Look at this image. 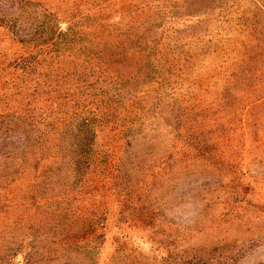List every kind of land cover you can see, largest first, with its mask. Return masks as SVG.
<instances>
[{
  "label": "trees",
  "instance_id": "trees-1",
  "mask_svg": "<svg viewBox=\"0 0 264 264\" xmlns=\"http://www.w3.org/2000/svg\"><path fill=\"white\" fill-rule=\"evenodd\" d=\"M138 1L89 0L94 13L88 22H71L37 10L30 0H0V26L20 47L0 70V264L47 262L56 254L53 245L94 262L105 236L100 220L107 210L96 202L101 183L120 176L119 162L136 144L148 143L140 156L154 160L136 166L143 182L171 190L192 175L229 172L219 186L210 181L202 191L203 213L220 207L199 232L211 241L194 243L168 264L218 257L228 243L231 210L246 201L264 206L256 190L264 189V179L252 171L253 150L264 155V129L250 115L264 104V93L257 94L264 87L263 64L256 65L264 60V0H157L153 7ZM178 9L205 19L200 41L209 39L200 51L216 52L210 36L222 24L212 15L236 20L237 34L246 38L238 48L234 42L219 49L233 56L216 77L213 102L181 90L198 54L160 44L163 20L169 15L175 21ZM259 15L261 24L254 21ZM155 143L162 146L151 147Z\"/></svg>",
  "mask_w": 264,
  "mask_h": 264
},
{
  "label": "rangeland",
  "instance_id": "rangeland-1",
  "mask_svg": "<svg viewBox=\"0 0 264 264\" xmlns=\"http://www.w3.org/2000/svg\"><path fill=\"white\" fill-rule=\"evenodd\" d=\"M30 1L34 3L33 6L37 7V10L71 22H88V18L94 13L90 8L91 4L88 3L89 0ZM155 3L157 0H139L137 5L153 7ZM182 13V9L175 12V21H172V18L167 14L168 16L163 20V22L165 21L163 29L165 38L161 40L160 44H163L164 48L188 50L198 54L196 62L194 60V72L185 77L181 90L183 93L185 90H190L197 95L198 99L200 98L199 100H203L207 104L213 102L216 94L218 95V86L213 87L216 77L222 72L226 62H231V56H233L231 53L229 57H226L227 54L219 53V49L225 51V48H231V44L234 42L238 48L246 38L242 34H237L240 26L236 27V20L227 23L225 18L217 19L212 15L213 22L222 24V27L218 26L217 29H214L216 27L213 26L214 33L210 36L217 44L216 52L207 53L204 49V51H200L203 44L209 39L206 36L204 41H200L201 30L204 28L202 26L206 23L205 19H202L201 16L186 17ZM254 19V21L258 20L260 24L263 21L260 15ZM232 26L235 28L231 29ZM19 49L20 47L14 41L10 30L5 26H0V70L7 68L10 54ZM256 65H262L260 68L264 69V60H259ZM8 71H11V68H8ZM241 85L240 81L237 87L241 88ZM263 93L264 87H260L257 94ZM227 98L232 97L228 95ZM261 101H264V98ZM250 112V115L261 120L264 129V104L253 108ZM105 144L104 140H100L101 149H105ZM149 146L148 143H145L144 147L136 144L133 149L124 152L119 162L120 171L118 172L120 176L124 177L121 179L117 175V177H113L116 179L109 180L110 183H101V195L96 198V202L101 201L103 208L107 210L104 219L100 220L105 236L97 254H94V262L85 258L82 253L79 254L77 251L71 250L65 254L61 252V247L53 245L56 254L52 253L48 257L50 260L41 262V264H60L59 260L71 257L73 260L69 264H81V261L84 264H168L169 260L178 262L181 255L184 254L183 251L189 249L194 243L197 242L201 245L211 241L210 236H200L199 232L206 229L211 218L215 216L214 212L220 211L218 209L220 207L213 204L211 213H208L210 210L203 213L202 191L206 186H209L210 181L219 186L228 176V170L221 169L222 171L210 173V175L204 173L186 177L181 179L171 190L158 182L153 184L154 180L150 181L147 178L146 183L143 182V174L137 173L135 168L136 166L146 168L150 162H154L152 156L145 159L140 156L141 152ZM155 146L159 148L162 145L155 143L151 147ZM234 146L232 145L231 148L236 149ZM252 155H255L252 160L254 164L252 171L254 175L264 179V162L262 161L264 155L257 154L255 150ZM147 160L149 163L145 162ZM141 186L143 189H140ZM128 190H131V193H128ZM256 190L264 194V189ZM219 196L220 200L218 201L221 202L222 193ZM234 204L232 203L228 209H231ZM241 205L239 208H235L236 210H231L233 220L229 221L230 226L227 227V245L219 247L215 253V256L218 257L209 260L206 264H264V206L254 201H246ZM153 210L157 214L159 213L157 220L147 216L148 212ZM39 212V214H43L44 210L41 209ZM13 214L15 218L18 216ZM41 219L40 215L36 225ZM198 236L201 237L199 241L196 240ZM41 245L42 243H40ZM74 257L78 259H74Z\"/></svg>",
  "mask_w": 264,
  "mask_h": 264
}]
</instances>
